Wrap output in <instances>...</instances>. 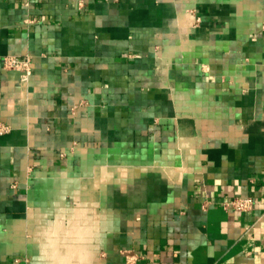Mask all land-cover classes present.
<instances>
[{
  "label": "crops",
  "instance_id": "obj_1",
  "mask_svg": "<svg viewBox=\"0 0 264 264\" xmlns=\"http://www.w3.org/2000/svg\"><path fill=\"white\" fill-rule=\"evenodd\" d=\"M83 1L0 0V264H264V0Z\"/></svg>",
  "mask_w": 264,
  "mask_h": 264
},
{
  "label": "clouds",
  "instance_id": "obj_2",
  "mask_svg": "<svg viewBox=\"0 0 264 264\" xmlns=\"http://www.w3.org/2000/svg\"><path fill=\"white\" fill-rule=\"evenodd\" d=\"M45 235L44 254L53 264H87L90 240L79 230L66 231L62 225H53ZM66 240L70 247H64Z\"/></svg>",
  "mask_w": 264,
  "mask_h": 264
},
{
  "label": "built area",
  "instance_id": "obj_3",
  "mask_svg": "<svg viewBox=\"0 0 264 264\" xmlns=\"http://www.w3.org/2000/svg\"><path fill=\"white\" fill-rule=\"evenodd\" d=\"M79 5H83V0H78ZM3 65L6 69L18 71L21 78L25 81L28 80L32 71V58L24 55H5L2 58ZM10 126L0 122V135L9 132ZM255 202L252 197L236 196L224 202L225 209H233L237 212H249L254 208ZM126 259L129 264H134L136 261L135 256L126 254ZM16 261H19L17 259Z\"/></svg>",
  "mask_w": 264,
  "mask_h": 264
}]
</instances>
